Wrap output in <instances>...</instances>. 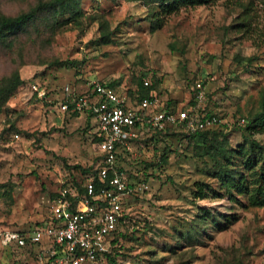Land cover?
Listing matches in <instances>:
<instances>
[{"label": "rangeland", "instance_id": "obj_1", "mask_svg": "<svg viewBox=\"0 0 264 264\" xmlns=\"http://www.w3.org/2000/svg\"><path fill=\"white\" fill-rule=\"evenodd\" d=\"M35 3L0 0L9 15ZM78 5V20L46 10L0 42V78L18 71L24 80L0 110V129L10 128L0 140V230L43 225L62 181L88 176L91 171L83 167L97 164L98 148L84 116H64L56 103L38 97L35 82L57 101L66 85L86 91L92 79H100L131 92L142 77L164 103L177 107L188 106L204 89V104L220 116L218 128L228 134L230 146L251 138L264 145V130L234 126L264 105V0L183 8L157 29L149 19L155 5L145 0ZM102 22L114 39L110 43L102 40ZM183 131L146 130L127 152L122 162L138 171L148 188L125 198L127 236L121 237L115 262L99 264H264V206L225 194L210 174L215 161L200 154ZM203 183L209 194L199 197L196 189ZM205 210L224 217V224L200 225ZM195 224L196 232L182 236ZM28 254L0 241V264H36Z\"/></svg>", "mask_w": 264, "mask_h": 264}, {"label": "built area", "instance_id": "obj_2", "mask_svg": "<svg viewBox=\"0 0 264 264\" xmlns=\"http://www.w3.org/2000/svg\"><path fill=\"white\" fill-rule=\"evenodd\" d=\"M145 84H150L145 79ZM32 88L38 97L56 103L61 112H87L98 121V143L102 154L99 186L91 179L83 182V191L70 188L66 180L52 199L51 221L24 233L21 230L1 229L4 245L17 242L24 245L31 239L37 246L36 264H90L103 253L112 250V238L122 216L126 196L148 188L145 181L131 183L126 169L116 165L120 148L130 150L134 140L146 130L165 131L183 127L194 133L220 123L221 119L204 104L207 94L201 89L195 103L177 110L167 109L162 97L153 92L131 98L108 82L92 79L86 91L66 85L57 101L49 98L47 90L38 83ZM242 118L240 123H243ZM2 127L0 129L1 133ZM19 137L18 133L14 134ZM6 137L1 136L0 140Z\"/></svg>", "mask_w": 264, "mask_h": 264}, {"label": "trees", "instance_id": "obj_3", "mask_svg": "<svg viewBox=\"0 0 264 264\" xmlns=\"http://www.w3.org/2000/svg\"><path fill=\"white\" fill-rule=\"evenodd\" d=\"M146 3H152L155 5L154 9L149 14V19H151L152 28L157 29L164 25L167 18L175 13H178L183 8L196 7L199 5L213 4L219 0H145ZM80 0H36V3L31 6L28 10L22 11L15 15H9L2 11L0 6V42L6 41L13 34L19 33L26 25L34 21L41 12L46 10L55 11L59 13H72L76 16L77 20L80 18ZM246 11L249 14V9L246 7ZM78 16V17H77ZM248 19L242 21L241 25L248 24ZM102 40L104 43H110L114 39L110 34L109 26L104 22L101 23ZM24 80L20 76L19 72L16 71L10 76H4L0 78V110L3 105L14 96L20 86L23 84ZM111 86H115L114 82H109ZM42 86V84H40ZM137 86L134 91H123L131 96V98H141L146 95L152 94L154 91L153 83L145 84L144 78H139L137 81ZM43 87V86H42ZM47 90V95L50 96V89ZM41 99H45L42 97ZM55 101V99H54ZM195 99L191 100L188 104H194ZM165 107L167 109L177 110L178 108H184L186 106L177 107L173 105L170 101L165 102ZM212 112V111H211ZM64 116H84L85 120L89 123L90 129L93 131V141L97 145L101 139L98 133V121L94 114L90 111L87 112H61ZM215 113V112H212ZM217 114V113H215ZM218 115V114H217ZM219 116V115H218ZM220 118V116H219ZM245 118L243 123H240L241 119ZM220 123L209 126L203 130H198L194 133L184 130L183 135L193 143L202 152L200 154H205L215 161L214 168L210 171V174L219 181L220 188H222L225 194L229 195L232 199H238V196L244 195L247 197L252 205L264 206V145H262L257 139H248L249 144L241 143L237 147L229 145L228 134L224 133L223 129L218 128ZM252 133L264 130V105L261 110L256 113H252L248 118L240 117L235 121L234 126H245ZM174 127H169L165 131H155L158 133H168ZM94 129V130H93ZM10 128L3 127L1 130V136L8 134ZM145 134H141L139 138L143 137ZM138 138V139H139ZM134 140L133 144L138 140ZM124 148H120L116 165L120 169H126L130 174V180L132 184L137 183L145 178L139 174L135 169L127 166L123 161H127V152ZM168 150H165L160 161L167 162L168 160ZM102 154L99 152L97 155V164L90 167H83L85 172L91 171V174L84 176L82 178H73L66 180L67 185L72 189H78L83 191V182L86 179L93 180L97 186L101 185L103 181L99 178V170L102 166ZM207 185L199 184L198 191L199 197L208 196ZM59 190V189H58ZM58 190L53 193V197L57 194ZM145 191V190H144ZM214 192H217L214 190ZM132 195V194H130ZM128 195V196H130ZM126 196L125 198H128ZM123 200L122 216L119 219L117 228L114 231V236L112 238V250L110 252L103 253L97 257V259L92 262V264H99L101 262H115L116 254L119 253V247H122L121 237H126L127 232L123 229V225L126 223V219L129 216L126 203L127 200ZM208 210L203 211L199 217L200 225L208 226L209 220L213 222V225L220 226L223 225L224 217H216ZM212 219V220H211ZM225 219L229 220L228 217ZM51 212L47 220L43 224L51 221ZM24 233L29 231L22 230ZM197 231V225H191L183 230L182 236L185 238L189 237ZM1 241V235H0ZM3 244V243H2ZM6 247H16L21 249L23 252L29 253L28 255L37 263V246L31 239L24 245H19L17 242L9 243L5 245ZM91 264V263H90Z\"/></svg>", "mask_w": 264, "mask_h": 264}, {"label": "crops", "instance_id": "obj_4", "mask_svg": "<svg viewBox=\"0 0 264 264\" xmlns=\"http://www.w3.org/2000/svg\"><path fill=\"white\" fill-rule=\"evenodd\" d=\"M106 82V81H105ZM8 136V134L6 135V137ZM5 229V228H4ZM7 229V228H6ZM14 230V229H13ZM16 230V229H15ZM19 230H21V229H19ZM22 230H24V229H22Z\"/></svg>", "mask_w": 264, "mask_h": 264}]
</instances>
